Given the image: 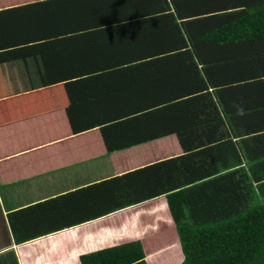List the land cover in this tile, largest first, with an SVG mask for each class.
Wrapping results in <instances>:
<instances>
[{
	"label": "crops",
	"instance_id": "1",
	"mask_svg": "<svg viewBox=\"0 0 264 264\" xmlns=\"http://www.w3.org/2000/svg\"><path fill=\"white\" fill-rule=\"evenodd\" d=\"M182 24L173 0H0V264H97L137 239L181 264L184 213L256 189L264 124L242 134L227 88L240 51L192 49Z\"/></svg>",
	"mask_w": 264,
	"mask_h": 264
},
{
	"label": "trees",
	"instance_id": "2",
	"mask_svg": "<svg viewBox=\"0 0 264 264\" xmlns=\"http://www.w3.org/2000/svg\"><path fill=\"white\" fill-rule=\"evenodd\" d=\"M173 3L183 20L182 29L192 49L202 42L219 46L229 44L239 49L236 56L240 57L225 64L228 71L229 68L241 69V76L234 81L230 78L229 102L236 104L232 108L238 115L249 120L241 124V133H252L255 123L264 124V0H173ZM239 86L246 90L240 93ZM243 94L246 99L240 100L238 96ZM224 98L219 95L222 102ZM261 135L264 141V132ZM144 136L134 139L129 135L118 148L152 138ZM229 142L213 146L215 159L220 157L222 146L229 145L231 149ZM226 157L230 161L224 164L225 170L242 165L243 158L247 160L257 190H252L251 185L236 188L234 185L230 197L208 195L206 201L193 204L190 213H184V219L178 220L184 257L181 264H264V149L256 154L252 144L247 143L243 158L235 151H230ZM235 181L237 185L242 179ZM236 191L239 195L232 196ZM163 254L166 259L169 252ZM97 257V264H150L140 239L104 248L97 252Z\"/></svg>",
	"mask_w": 264,
	"mask_h": 264
},
{
	"label": "rangeland",
	"instance_id": "3",
	"mask_svg": "<svg viewBox=\"0 0 264 264\" xmlns=\"http://www.w3.org/2000/svg\"><path fill=\"white\" fill-rule=\"evenodd\" d=\"M247 185H249V184H247V183H245L244 185H243V187H245V186H247ZM235 191V190H234ZM236 195H239V192L238 191H236L235 192V194H232V196H236ZM231 196V197H232ZM154 237H150V239H153ZM156 239H163L164 237L163 236H160V237H155ZM168 238H172V237H168ZM160 242V241H159ZM149 254H152V253H149ZM162 259H165L163 256H162ZM159 260H160V258L158 257V258H155V259H152L151 261H150V264H152V263H157V262H159ZM165 264H166V262H164Z\"/></svg>",
	"mask_w": 264,
	"mask_h": 264
}]
</instances>
